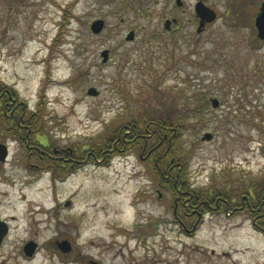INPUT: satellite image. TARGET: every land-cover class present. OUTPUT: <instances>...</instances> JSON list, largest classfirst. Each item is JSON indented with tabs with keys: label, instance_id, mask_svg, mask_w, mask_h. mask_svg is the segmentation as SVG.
Returning a JSON list of instances; mask_svg holds the SVG:
<instances>
[{
	"label": "rangeland",
	"instance_id": "obj_1",
	"mask_svg": "<svg viewBox=\"0 0 264 264\" xmlns=\"http://www.w3.org/2000/svg\"><path fill=\"white\" fill-rule=\"evenodd\" d=\"M197 1L0 0V83L26 103L33 144L72 152L52 171L3 135L0 264H264V230L245 210L180 215L153 171L155 140L97 154L124 122L179 113L173 150L186 189L228 182L236 203L264 196V44L246 25L244 0H201L217 18L198 34ZM196 97L208 101L197 113Z\"/></svg>",
	"mask_w": 264,
	"mask_h": 264
},
{
	"label": "trees",
	"instance_id": "obj_2",
	"mask_svg": "<svg viewBox=\"0 0 264 264\" xmlns=\"http://www.w3.org/2000/svg\"><path fill=\"white\" fill-rule=\"evenodd\" d=\"M13 98L14 96H12V94H10V92H8L0 83L1 142H5L3 139L4 134L10 135L11 137L16 138L20 145L26 148L30 157L34 155V157H37L41 162H47L48 166L52 168V171L53 167L57 166L59 162L63 165L62 160L66 159L67 155H64L62 158L55 157V148L47 142L42 143L41 141H37L33 144V142L30 141L28 136L30 135V131L34 132L33 130L36 122L31 124L23 122L28 121L25 120V113L28 110L26 103L24 102V106L21 107V101L16 103ZM195 101V113H197L202 106L206 107L208 105V101L203 97L200 99L196 97ZM8 116L9 118H7ZM180 120L179 113H177L176 117L169 116L166 119L151 118L150 121L149 119L142 121L130 119L123 123L128 124L127 129H123L125 126L122 125L121 127L110 131L108 135L109 137L105 138L103 141L104 147L102 146L101 148H98L97 154L99 155V158L103 159L104 156L106 157L107 153L110 152L109 149L112 148L118 150L128 141L136 142L141 139V144L145 146L147 138L149 140H155L157 145L154 150L152 149L151 151V157H153V161H155L153 171L155 172L160 187L172 192L173 195L178 198L176 204L181 208L182 214L180 215H182L184 219H187L189 216H198V213H224L226 211L242 212L245 210L251 214V217L255 222L257 221L256 225L264 230V196L260 199L261 196L256 193L255 197L258 203L257 205L256 202H254L253 194L249 192L247 194L248 196H243L240 203L238 201L237 204L235 199L237 195L236 193L233 194L234 190L231 189L228 182H226L221 189H186L185 184L182 182L183 180H181L183 167L176 162V157H178V154L182 155V153L173 150V143L177 134L182 130V122ZM21 130L24 131L25 136L20 134ZM174 133H176V135L172 137ZM129 134H132V137H129ZM163 145H165V147H161ZM95 149L96 148L92 150L94 151ZM54 169L58 171V168ZM239 189H241V187H239Z\"/></svg>",
	"mask_w": 264,
	"mask_h": 264
},
{
	"label": "water",
	"instance_id": "obj_3",
	"mask_svg": "<svg viewBox=\"0 0 264 264\" xmlns=\"http://www.w3.org/2000/svg\"><path fill=\"white\" fill-rule=\"evenodd\" d=\"M175 2L177 6L182 5L181 0H175ZM194 10H195L196 16L199 18V24H198L196 32L200 34L205 28L206 24H209L215 21L216 13L212 9L205 6V4L202 1H199L195 4ZM170 25H171V21L166 20L164 22V28L166 30H170ZM103 27H104V21L96 20L92 22V24L90 25V30L94 34H99L102 31ZM255 28L257 30V38L264 41V5L262 6L260 13L257 15L255 19ZM133 39H134V32L130 31L126 35L125 40L131 41ZM108 54L109 53L107 50L101 51L100 56L102 58V63L105 64L108 61ZM87 94L91 96H96L98 95V92L94 88H89L87 90ZM210 103L213 108H217L219 106V101L215 98L214 99L212 98L210 100ZM211 138L212 136L210 134H205L204 136V139L206 140H209ZM6 156H7V147L4 144H0V162L1 163L5 161ZM66 204L68 205L69 202ZM7 233H8V226L5 222L1 221L0 219V246L3 242V239L7 235ZM58 246L60 250L64 253H67L71 250L69 243L67 241H62ZM35 250H36V244L33 242H28L23 247V253L27 257H32ZM90 264H96V263L90 262Z\"/></svg>",
	"mask_w": 264,
	"mask_h": 264
},
{
	"label": "flooded vegetation",
	"instance_id": "obj_4",
	"mask_svg": "<svg viewBox=\"0 0 264 264\" xmlns=\"http://www.w3.org/2000/svg\"><path fill=\"white\" fill-rule=\"evenodd\" d=\"M198 1H201V0H198ZM243 2H245V4L248 3V6L244 10L246 13L245 16L248 17L246 25L248 24V26H251L254 28L256 41L264 44V41L257 38V30L255 28V19H256L257 15L260 13L262 6L264 5V0H244ZM250 4L252 5V7H250V10H249ZM198 23H199V20H198ZM207 25L208 24L205 25V28ZM64 152H66V151H63L62 148H59V149L55 148V150H54L55 157L62 158L64 155H67V158H66L67 161H72L70 159L72 152H69V153H68V151L66 153H64ZM71 167H73V166H71Z\"/></svg>",
	"mask_w": 264,
	"mask_h": 264
}]
</instances>
